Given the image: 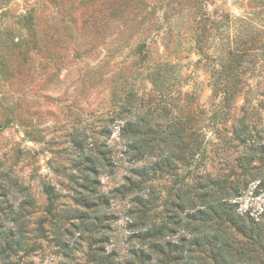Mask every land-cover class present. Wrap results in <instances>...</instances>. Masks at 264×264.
Masks as SVG:
<instances>
[{"label": "rangeland", "instance_id": "1", "mask_svg": "<svg viewBox=\"0 0 264 264\" xmlns=\"http://www.w3.org/2000/svg\"><path fill=\"white\" fill-rule=\"evenodd\" d=\"M197 2L0 0V172L17 176L37 196L44 183L50 184L72 203L82 167L76 161L79 140L103 143L113 164L111 175L108 166L99 176L101 192L110 198L107 248L121 254L141 245L134 236L146 222L141 223L136 198L151 199L149 213L159 223L171 211L175 185L192 176L181 163L148 171L146 182L132 173L149 168L152 160L133 164L126 154L120 129L130 111H119L129 91L133 96L126 105L132 113L135 106L142 113L154 110L152 117L160 113L165 122L194 113L200 130L195 172L232 173L245 186L237 199L240 211L264 212V0ZM127 40L132 50L150 41L152 60L168 56L176 64L173 99H161L144 73L129 67L137 53L122 46ZM196 40L203 53L197 52ZM213 80L230 90L221 104L223 95L216 96L209 85ZM187 91L195 93L194 100H183ZM250 145H256V157L250 163L239 160ZM128 177L141 183V190L129 186ZM61 259L50 244L7 264Z\"/></svg>", "mask_w": 264, "mask_h": 264}, {"label": "trees", "instance_id": "2", "mask_svg": "<svg viewBox=\"0 0 264 264\" xmlns=\"http://www.w3.org/2000/svg\"><path fill=\"white\" fill-rule=\"evenodd\" d=\"M197 1L194 0L195 6ZM166 15L167 12L165 19ZM129 43L127 40L122 46L137 53L129 67L141 70L144 78L158 88L161 99H173L171 92L179 80L178 75H173L176 64L168 56L152 60L150 41L138 42L133 50ZM194 46L199 54L204 52L197 40ZM209 85L216 96L218 91L223 95L220 104L228 99L230 90L219 87L216 80ZM132 96L133 91L126 93L119 111V114H123L122 110L130 111L126 114L130 119L120 129L126 154L133 164L145 158L152 160L149 168H135L132 173L146 182L148 171L172 170L181 163L188 167L187 175L192 174L175 185L168 204L171 211L158 223L149 213L153 208L147 206L151 199L137 197L135 201L144 215L141 223L146 222L144 230L134 236L141 245L125 254L108 249L105 233L109 226L110 198L101 192L99 176L108 166L111 175L113 164L103 143L85 144V139L79 140L77 145L81 147L76 161L82 167L74 182L77 186L72 203L64 202L65 196L50 184L44 183L41 196H37L17 176L0 172V264L44 251L50 244L62 254L56 264H264V212L254 216L240 211L237 199L245 186L238 177L232 179V173L195 172L200 163L197 116L180 114L165 122L158 118L160 113L152 117L154 110L142 113L135 106L132 113L126 105ZM183 96V100L195 99L193 91ZM185 134L189 135L188 142ZM254 155L256 145H250L239 160L250 163ZM125 180L133 189L141 190V183L135 184L130 177ZM41 197L44 202H39Z\"/></svg>", "mask_w": 264, "mask_h": 264}]
</instances>
